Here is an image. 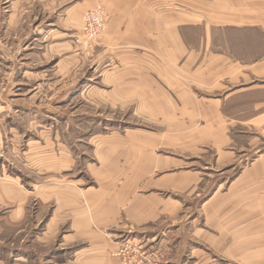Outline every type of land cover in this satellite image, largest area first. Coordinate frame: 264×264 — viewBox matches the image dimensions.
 <instances>
[{
    "label": "crops",
    "instance_id": "0c3cea01",
    "mask_svg": "<svg viewBox=\"0 0 264 264\" xmlns=\"http://www.w3.org/2000/svg\"><path fill=\"white\" fill-rule=\"evenodd\" d=\"M48 1L53 26L33 31L34 40H66L89 10H104L96 82L87 78L82 93L166 125L96 135L97 163L88 166L96 186L50 178L29 191L0 174L1 236L24 232L37 200L50 211L36 215L39 225L48 220L33 242L48 248L63 232L56 255L45 253L49 264H123L110 256L112 236L168 220L182 239L176 264L189 249L193 264H264V0ZM24 65L15 75L34 77ZM40 257L4 245L0 264H43Z\"/></svg>",
    "mask_w": 264,
    "mask_h": 264
},
{
    "label": "rangeland",
    "instance_id": "374dc122",
    "mask_svg": "<svg viewBox=\"0 0 264 264\" xmlns=\"http://www.w3.org/2000/svg\"><path fill=\"white\" fill-rule=\"evenodd\" d=\"M69 4L65 0L55 2L57 7ZM48 6V0H0V174L20 178L29 191L50 178H83L87 186H96L88 169L97 163L96 135L109 136L130 128L159 130L166 124L161 118H131L128 108L99 107L93 96L83 94L87 78L90 83L96 82L92 78L98 61V42L106 30L93 49L82 43V31L67 36V42L61 35L34 40L33 31L41 30L43 35V30L53 26L50 23L56 13ZM97 8L101 7L91 10ZM23 64L35 71L34 77L15 75ZM69 156L73 168L64 171L61 160ZM49 211L40 209L39 201H31L25 231L18 235L17 228L9 229L5 240L0 234L4 242H0V255L4 245L13 249L23 245L40 253L43 264H49L45 253L51 250L50 257L56 255L63 232L51 247L33 242L48 220L44 218L39 225L36 215L47 216ZM1 215H5L4 210H0V222ZM167 222L172 220L124 228L118 236L111 237L117 246L110 256L121 259L123 264H176L177 254L182 253V239L176 227L167 228ZM185 222L192 227L191 219ZM23 238V242L18 241ZM189 245H193L191 240ZM190 251H185L181 264H193Z\"/></svg>",
    "mask_w": 264,
    "mask_h": 264
},
{
    "label": "built area",
    "instance_id": "2783aa9c",
    "mask_svg": "<svg viewBox=\"0 0 264 264\" xmlns=\"http://www.w3.org/2000/svg\"><path fill=\"white\" fill-rule=\"evenodd\" d=\"M106 30V16L102 8L90 10L85 16L82 28V43L87 49H93L95 41Z\"/></svg>",
    "mask_w": 264,
    "mask_h": 264
}]
</instances>
